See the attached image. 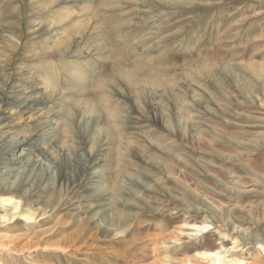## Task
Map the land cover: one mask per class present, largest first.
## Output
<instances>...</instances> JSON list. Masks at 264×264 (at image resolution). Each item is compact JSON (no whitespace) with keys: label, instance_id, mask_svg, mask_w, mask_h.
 <instances>
[{"label":"rangeland","instance_id":"1","mask_svg":"<svg viewBox=\"0 0 264 264\" xmlns=\"http://www.w3.org/2000/svg\"><path fill=\"white\" fill-rule=\"evenodd\" d=\"M263 232L264 0H0V264H264Z\"/></svg>","mask_w":264,"mask_h":264},{"label":"bare ground","instance_id":"2","mask_svg":"<svg viewBox=\"0 0 264 264\" xmlns=\"http://www.w3.org/2000/svg\"><path fill=\"white\" fill-rule=\"evenodd\" d=\"M2 202L3 203H9V204L14 203V201L12 199H7V200L3 199ZM16 207L18 208L19 207V204H16ZM205 227H207V226H205ZM200 229L203 230L204 227H201ZM263 234H264V232H263ZM214 255H213V257H214ZM200 256L202 257V259H205V260L208 261L206 264H246L245 262H243L241 260L225 261V260H221V259H216L217 256H216V258L214 257L215 258L214 259L211 254H207V253L206 254H202Z\"/></svg>","mask_w":264,"mask_h":264}]
</instances>
